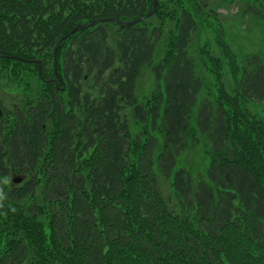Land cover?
<instances>
[{"label": "trees", "instance_id": "1", "mask_svg": "<svg viewBox=\"0 0 264 264\" xmlns=\"http://www.w3.org/2000/svg\"><path fill=\"white\" fill-rule=\"evenodd\" d=\"M225 1L157 0L144 17L152 0H0V51L41 45L46 78L84 25L57 50L66 88L44 82L42 112L0 155V177L26 175L0 184V264H264V56L238 61L218 25L229 91L220 57L198 50L207 86L190 49Z\"/></svg>", "mask_w": 264, "mask_h": 264}, {"label": "rangeland", "instance_id": "2", "mask_svg": "<svg viewBox=\"0 0 264 264\" xmlns=\"http://www.w3.org/2000/svg\"><path fill=\"white\" fill-rule=\"evenodd\" d=\"M264 10V3L261 0H248L244 2L243 0H237L236 2H231L226 0L224 3L217 7V25H221L224 31L225 40L231 48V50L236 53H258L264 56V25L258 22L257 18L253 15L254 10ZM208 46L211 49L212 54L220 57L222 61V80L226 85V88L230 91L231 89V76L229 73V68L227 65V59L221 54V50L216 43V30L210 25H204L201 23V29L195 31L193 41L191 43L190 49L198 52L199 48ZM245 55V54H244ZM241 55V56H244ZM200 54L194 56L197 63L196 71L200 76L203 77L204 82L207 86H211L213 77H211L208 71H205L204 67L200 62ZM51 65L50 63L48 64ZM51 67V66H50ZM52 67H54V61L52 62ZM10 66H7L3 71L0 72V81L7 82L6 90L8 91L12 87L15 93H19L17 105L20 103H25L30 105V103L35 104L39 97H41L44 91V84L39 79L37 73L31 69H24V75L17 70V72L12 73L9 71ZM151 75V74H150ZM24 76V78H23ZM46 78V77H44ZM149 72L146 73L143 78L141 85L139 87L138 94L142 96L149 92L150 83ZM153 84L154 81L152 80ZM84 87H86L84 85ZM152 88V86H151ZM208 91V88H205ZM4 90V88L2 89ZM0 89V95L2 96ZM29 114V112H28ZM27 114V115H28ZM48 132L53 128V125L47 127ZM191 157H194L195 165L197 166L200 162V157L203 156L202 146H199L197 152H188ZM9 179H0V184L7 185ZM162 186L169 191L168 182H164Z\"/></svg>", "mask_w": 264, "mask_h": 264}, {"label": "flooded vegetation", "instance_id": "3", "mask_svg": "<svg viewBox=\"0 0 264 264\" xmlns=\"http://www.w3.org/2000/svg\"><path fill=\"white\" fill-rule=\"evenodd\" d=\"M10 55V53L7 52H1L0 51V65H4L5 62L2 60H6L9 58H6V56ZM17 62V60H16ZM12 64V63H11ZM10 64V65H11ZM6 84L9 86L10 84L7 82H2L0 81V89L1 92L3 93L2 96L0 95V140H2L3 137V129L6 127V123L5 122H9L11 123V117H12V113H16L18 111V105H17V100H18V96L19 93H15L14 89L12 87L9 88L8 91L6 90ZM4 88V90H2ZM3 117H7L5 119H3Z\"/></svg>", "mask_w": 264, "mask_h": 264}, {"label": "water", "instance_id": "4", "mask_svg": "<svg viewBox=\"0 0 264 264\" xmlns=\"http://www.w3.org/2000/svg\"><path fill=\"white\" fill-rule=\"evenodd\" d=\"M155 6H156V0H153V8L150 10V12H148L147 16L151 15L153 13V11L155 10ZM110 20H113L115 21L114 18H107L105 19V21H110ZM139 19H135L134 21H131V22H126L125 24L128 25V24H132L136 21H138ZM119 24H122V22H119L117 21ZM94 23V22H93ZM80 26H75L68 34H66L65 36H63V39H65L66 37H68L71 33H73L74 31H76ZM39 74H40V70H39ZM17 180H20L19 178Z\"/></svg>", "mask_w": 264, "mask_h": 264}, {"label": "bare ground", "instance_id": "5", "mask_svg": "<svg viewBox=\"0 0 264 264\" xmlns=\"http://www.w3.org/2000/svg\"><path fill=\"white\" fill-rule=\"evenodd\" d=\"M152 8H153V6H152ZM152 8H151V9H152ZM54 79L57 81V79H56V78H54Z\"/></svg>", "mask_w": 264, "mask_h": 264}]
</instances>
